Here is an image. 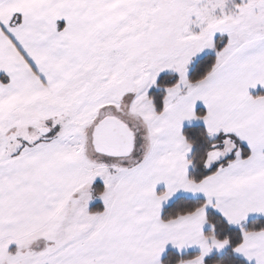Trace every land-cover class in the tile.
<instances>
[{
  "label": "snow or ice",
  "instance_id": "6c2138e0",
  "mask_svg": "<svg viewBox=\"0 0 264 264\" xmlns=\"http://www.w3.org/2000/svg\"><path fill=\"white\" fill-rule=\"evenodd\" d=\"M0 264H264V0H0Z\"/></svg>",
  "mask_w": 264,
  "mask_h": 264
}]
</instances>
